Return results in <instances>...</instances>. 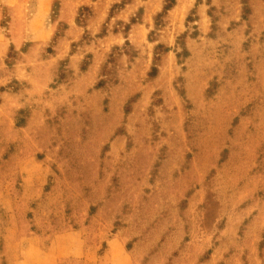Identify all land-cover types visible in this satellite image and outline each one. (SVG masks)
Here are the masks:
<instances>
[{"label":"clouds","instance_id":"9594fccd","mask_svg":"<svg viewBox=\"0 0 264 264\" xmlns=\"http://www.w3.org/2000/svg\"><path fill=\"white\" fill-rule=\"evenodd\" d=\"M69 2L60 0L61 7L54 18L57 0H0V20L4 18V8L11 7L26 21H46L50 39L44 52L48 59L56 55L55 45L65 36L66 29L52 43L61 24H67ZM122 2L97 0L104 14L94 10L99 17L97 30L89 32L87 26H81V37L87 30L95 38L108 18L107 10ZM165 3L166 0H132L125 5L123 14L119 10L111 17L109 31L117 21L131 24L143 7L144 14L137 24L146 26L148 33L158 32L159 38L153 41L146 58L144 54L131 69L124 63L105 87L97 88L101 80H107L101 72L105 61L93 73H89L90 64L87 71L78 74L70 67V57L64 56L55 64L54 75L42 95L21 93L13 109L0 106V188L10 181L17 184L19 180L23 189L43 187L51 181L53 187L59 186L61 200L80 203L87 199L90 207L97 209L94 222L90 219L88 224H78L88 264H111L109 241L123 245L126 256L122 264H177L182 254L184 264H192L196 250L191 244L190 219L186 215L189 201L194 196L199 200L201 191L216 198L222 190L227 199L236 200L233 207L240 209L248 199L239 196L241 191L261 179L253 177L241 187L258 167L252 138H243V130L251 121H242L241 132L231 142V148L225 144L204 156L201 147L205 141L217 139L222 127L230 126L225 121L237 112L240 96L246 95V85L245 91L238 94L241 83L228 81L214 100L206 101L207 84L200 77L204 67L209 66L193 59L178 62L176 53L183 52L178 47L156 65L158 75L149 79L153 49L163 42L160 34L169 24L170 10L162 17L163 26L156 27L155 17L164 12ZM195 5L196 0H188L190 9ZM258 8L264 9V3ZM260 21H264V15ZM183 32L178 30L176 38ZM175 43L176 40L165 45L171 49ZM49 47L54 55L47 53ZM66 59L73 74L71 83L60 77L59 66ZM84 59L79 61L80 69ZM16 82L18 89L31 87L27 82ZM11 84L12 80L3 84L4 90ZM61 84L66 86L63 90ZM65 92L67 98L60 99ZM250 102L249 97L244 106ZM21 111L29 113L26 119L19 117ZM260 115L256 126L264 128V113ZM193 118L200 121L198 128L193 127ZM20 119L24 122L20 123ZM224 151L238 162L223 157ZM198 255L203 257L204 253L198 251Z\"/></svg>","mask_w":264,"mask_h":264},{"label":"rangeland","instance_id":"374dc122","mask_svg":"<svg viewBox=\"0 0 264 264\" xmlns=\"http://www.w3.org/2000/svg\"><path fill=\"white\" fill-rule=\"evenodd\" d=\"M131 2L123 0L113 4L107 10L108 18L93 38L89 32L97 30L99 19L95 11L103 15L104 9L97 0H70L67 24H61L52 43L55 44L66 29L65 36L55 45L56 55L48 59H45L44 52L50 39L47 22L32 23L18 17L15 8H4V18L0 20V106L13 109L21 93L42 95L47 81L54 75L55 64L64 56L70 57V67L78 74L87 71L90 64L89 73H93L105 61L101 72L107 80H101L97 88L111 82L124 63L131 69L132 64L144 54L146 58V52L150 54L151 45L159 34L148 33L146 26L137 24L144 14L143 7L132 18L131 24L117 21L112 31L108 29L111 17L119 10L123 14L125 5ZM261 3L264 0H196V5L190 9L188 0H166L164 12L155 17L159 29L163 26L162 17L170 10L169 24L160 34L163 42L153 49L149 79L158 75L156 65L170 50L175 51L178 47L183 49V52L176 53L178 62L193 59L209 66L204 67V75L200 77L207 84L206 101L214 100L228 81L241 83L237 88L238 94L245 91L246 85L247 92L240 96L237 112L225 121L230 126L222 127L217 139L205 141L201 147L204 156L213 149L218 151L225 144L231 148V142L241 132L242 121H251L243 130V138H252L258 167L249 173L241 187L253 177L261 178L259 183L249 184L241 191L239 196L248 199L240 209L233 207L236 200L227 199L222 190L217 192L216 198L201 191L199 200L194 196L189 201L186 215L190 219L191 244L196 250L192 264H237V261L239 264H264V128L256 126L260 122V114L264 113V21H260L264 9L258 8ZM60 7V0H57L53 6L54 18ZM81 26H87L89 31L86 30L82 37ZM184 29L187 30L183 32ZM178 30L183 33L176 38ZM77 40L80 41L77 43ZM174 40L173 48L165 45ZM25 41H31V44H25ZM15 49L20 51V55ZM47 53L55 54L52 47L47 49ZM168 55L171 57V53ZM81 57L85 59L80 69ZM68 63L67 59L60 63V77L69 79L68 83H71L73 74ZM8 80H12V84L4 90L3 84ZM16 81L27 82L31 87L18 89L20 86ZM65 87L60 85L61 90ZM50 91L56 92L55 89ZM67 95L65 92L60 99H66ZM249 97L251 102L245 107ZM28 115L27 111L19 113V117L24 119ZM24 119H20V123ZM199 126L200 121L193 118V127ZM222 155L233 163L238 162L228 151ZM59 191V186L53 187L51 181L43 187L26 186L24 189L19 180L17 184L10 181L0 188V264H53L56 255H64L56 264H88L85 241L78 224H88L90 219L94 222L97 217L93 215L97 209L90 207L87 199L80 203L61 200ZM85 192L88 194L87 189ZM247 206L249 208L243 209ZM180 235H183L182 230ZM52 243L53 247L50 246ZM109 244L114 261L111 264H122V258L126 256L123 245L118 241H109ZM198 251L204 253L203 257L198 255ZM77 253L83 254L77 256ZM184 261L182 254L177 264H184Z\"/></svg>","mask_w":264,"mask_h":264},{"label":"crops","instance_id":"0c3cea01","mask_svg":"<svg viewBox=\"0 0 264 264\" xmlns=\"http://www.w3.org/2000/svg\"><path fill=\"white\" fill-rule=\"evenodd\" d=\"M51 247H53V243L50 245ZM82 254L83 253H77L76 255L77 256H82ZM65 255H68V254H65ZM62 256H64V255H56L55 256V259H54V261H53V264H56L57 263V261H58V259H60ZM111 263H114V261L111 259Z\"/></svg>","mask_w":264,"mask_h":264},{"label":"trees","instance_id":"16d2710c","mask_svg":"<svg viewBox=\"0 0 264 264\" xmlns=\"http://www.w3.org/2000/svg\"><path fill=\"white\" fill-rule=\"evenodd\" d=\"M165 8L168 9L169 7L166 6Z\"/></svg>","mask_w":264,"mask_h":264}]
</instances>
